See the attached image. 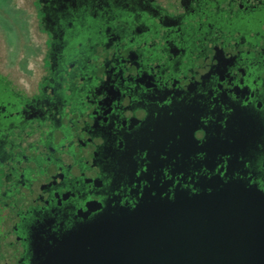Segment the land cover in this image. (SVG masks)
<instances>
[{
  "label": "flooded vegetation",
  "instance_id": "af4514ba",
  "mask_svg": "<svg viewBox=\"0 0 264 264\" xmlns=\"http://www.w3.org/2000/svg\"><path fill=\"white\" fill-rule=\"evenodd\" d=\"M24 7L27 43L0 31V264L151 186L264 192V0Z\"/></svg>",
  "mask_w": 264,
  "mask_h": 264
},
{
  "label": "water",
  "instance_id": "95a60500",
  "mask_svg": "<svg viewBox=\"0 0 264 264\" xmlns=\"http://www.w3.org/2000/svg\"><path fill=\"white\" fill-rule=\"evenodd\" d=\"M34 252L37 264H264V192L151 186L135 206L107 205Z\"/></svg>",
  "mask_w": 264,
  "mask_h": 264
},
{
  "label": "rangeland",
  "instance_id": "374dc122",
  "mask_svg": "<svg viewBox=\"0 0 264 264\" xmlns=\"http://www.w3.org/2000/svg\"><path fill=\"white\" fill-rule=\"evenodd\" d=\"M29 1L30 0H0V31L5 34V38L12 47H15L14 49H16V51L21 41L23 43H27L26 41H28L23 24V13L20 12L18 7L22 8L26 6ZM18 28L21 32V41L18 37Z\"/></svg>",
  "mask_w": 264,
  "mask_h": 264
}]
</instances>
